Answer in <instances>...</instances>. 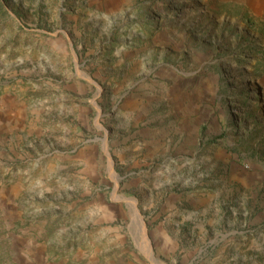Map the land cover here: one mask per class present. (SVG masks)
<instances>
[{"label":"rangeland","instance_id":"1","mask_svg":"<svg viewBox=\"0 0 264 264\" xmlns=\"http://www.w3.org/2000/svg\"><path fill=\"white\" fill-rule=\"evenodd\" d=\"M263 0H0V264H264Z\"/></svg>","mask_w":264,"mask_h":264},{"label":"crops","instance_id":"2","mask_svg":"<svg viewBox=\"0 0 264 264\" xmlns=\"http://www.w3.org/2000/svg\"><path fill=\"white\" fill-rule=\"evenodd\" d=\"M264 1V0H263ZM264 14V10H263V12H262V15Z\"/></svg>","mask_w":264,"mask_h":264},{"label":"built area","instance_id":"3","mask_svg":"<svg viewBox=\"0 0 264 264\" xmlns=\"http://www.w3.org/2000/svg\"><path fill=\"white\" fill-rule=\"evenodd\" d=\"M263 18H264V14H263Z\"/></svg>","mask_w":264,"mask_h":264}]
</instances>
